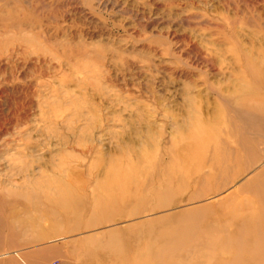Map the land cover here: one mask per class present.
Returning a JSON list of instances; mask_svg holds the SVG:
<instances>
[{"label": "rangeland", "instance_id": "rangeland-1", "mask_svg": "<svg viewBox=\"0 0 264 264\" xmlns=\"http://www.w3.org/2000/svg\"><path fill=\"white\" fill-rule=\"evenodd\" d=\"M262 186L264 0H0V264H261Z\"/></svg>", "mask_w": 264, "mask_h": 264}, {"label": "bare ground", "instance_id": "bare-ground-1", "mask_svg": "<svg viewBox=\"0 0 264 264\" xmlns=\"http://www.w3.org/2000/svg\"><path fill=\"white\" fill-rule=\"evenodd\" d=\"M193 132H191V134H192ZM214 132H212V131H209V130H205V129H196L195 130V132H194V134H192V137L194 138V139H196L195 141L197 142V146H199V148L201 147V145H203L204 147H207V146H205L206 144H207V142L209 141L210 142V140L213 138V136H214V134H213ZM206 143V144H205ZM205 144V145H204ZM210 144V143H209ZM196 146V147H197ZM203 147V148H204ZM194 149H192V150H190V152H191V154H190V156L188 157V156H185V158H189L190 159V157L192 156V158H193V160H195V158L194 157H196V156H198L197 154V152H198V150H200V149H195V147H193ZM205 149V148H204ZM203 149V150H204ZM201 150H202V148H201ZM201 153V152H200ZM201 154H203V152L201 153ZM185 155V154H184ZM200 155V154H199ZM199 157H201V156H199ZM184 158V159H185ZM187 158V159H188ZM198 158V157H197ZM201 159V158H200ZM199 160V159H198ZM181 161V160H180ZM185 161H186V163L188 162V160H186L185 159ZM190 163V162H189ZM183 164H185L184 162H183ZM183 164H181V165H183ZM184 166V165H183ZM193 169V168H192ZM108 190H109V188H107ZM106 191V190H105ZM249 191V192H248ZM248 193H246V195H254V197L256 196V198L258 199V201H259V205H260V207H259V209L255 206V209H254V212H255V210H257L255 213L254 212H252V214L251 215H253L252 217H250V219H248V220H246V223H247V225H249L250 226V224H255V222H257V221H259V220H261V219H263L264 218V186H262L260 189H258V190H256V189H251V187H248ZM65 192V191H64ZM244 193V192H243ZM105 201H107L106 199H105ZM104 201V202H105ZM101 203V202H100ZM253 203H255V202H253ZM255 250V249H254ZM251 254V253H250ZM254 254V253H253ZM264 254V253H263ZM255 255V254H254ZM239 262V261H238ZM237 262V263H238ZM261 264H264V260H262V263Z\"/></svg>", "mask_w": 264, "mask_h": 264}]
</instances>
